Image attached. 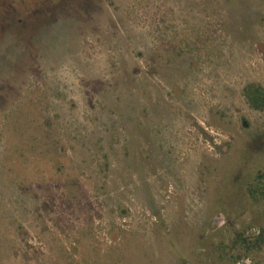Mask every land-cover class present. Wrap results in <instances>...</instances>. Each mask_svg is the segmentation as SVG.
Returning a JSON list of instances; mask_svg holds the SVG:
<instances>
[{"label":"rangeland","instance_id":"obj_1","mask_svg":"<svg viewBox=\"0 0 264 264\" xmlns=\"http://www.w3.org/2000/svg\"><path fill=\"white\" fill-rule=\"evenodd\" d=\"M249 83L264 0H0V264H264Z\"/></svg>","mask_w":264,"mask_h":264},{"label":"trees","instance_id":"obj_2","mask_svg":"<svg viewBox=\"0 0 264 264\" xmlns=\"http://www.w3.org/2000/svg\"><path fill=\"white\" fill-rule=\"evenodd\" d=\"M244 96L249 106L256 111H264V87L257 83H249L244 88ZM263 179L264 177L261 176ZM261 188V187H260ZM254 193V192H252ZM247 229L237 230L235 233V240L233 245L239 247L242 254L250 255L252 253H260L264 249V228L259 230L255 236H247ZM233 264H238L242 256L239 255L231 258ZM245 264V263H243ZM261 264V263H254Z\"/></svg>","mask_w":264,"mask_h":264}]
</instances>
